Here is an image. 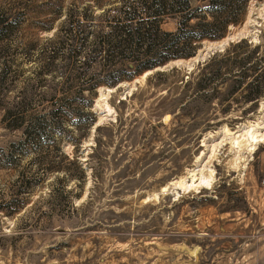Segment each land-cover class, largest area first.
Here are the masks:
<instances>
[{
	"label": "rangeland",
	"instance_id": "1",
	"mask_svg": "<svg viewBox=\"0 0 264 264\" xmlns=\"http://www.w3.org/2000/svg\"><path fill=\"white\" fill-rule=\"evenodd\" d=\"M83 2L0 0V264H264V141L253 150L250 137L264 134V92L224 99L231 76L209 92L196 84L229 43L247 40L240 56L264 48V0H249L226 32L239 38L203 58L226 34L99 85L96 119L79 127L69 95L52 104L31 77L33 54ZM53 106L69 113L67 133L53 129ZM35 118L51 140L31 141Z\"/></svg>",
	"mask_w": 264,
	"mask_h": 264
},
{
	"label": "trees",
	"instance_id": "2",
	"mask_svg": "<svg viewBox=\"0 0 264 264\" xmlns=\"http://www.w3.org/2000/svg\"><path fill=\"white\" fill-rule=\"evenodd\" d=\"M82 1L65 10L47 45L39 46L33 54L37 66L31 77V87L44 88L39 91L40 98L46 97L52 104L69 95L66 99L74 103L70 111L79 127L96 119L90 108L99 85L114 86L170 59L194 55L202 40L221 38L230 25L242 21L249 0ZM169 22L172 27L166 26ZM246 44L247 40L240 38L211 54L201 65L197 88L209 92L211 86L231 76L224 99L237 91L245 101L262 95L264 48L256 45L240 56L239 49ZM226 60L233 65L226 66ZM250 60H255L252 73L246 67ZM223 68L230 69V75L223 76ZM4 80L5 69L0 74V82ZM59 92L63 94L59 96ZM48 112L55 117V132L70 130L63 120V115L69 114L66 109L53 106ZM39 128L41 119L35 118L31 141L51 140V134L41 137Z\"/></svg>",
	"mask_w": 264,
	"mask_h": 264
},
{
	"label": "water",
	"instance_id": "3",
	"mask_svg": "<svg viewBox=\"0 0 264 264\" xmlns=\"http://www.w3.org/2000/svg\"><path fill=\"white\" fill-rule=\"evenodd\" d=\"M225 37V39H224ZM222 39L217 41V44H213L211 46H207L201 50H199V52L197 53V56L195 58L198 57H204V54H207L209 52H213L216 48H220L223 47V45L225 43L228 42V40H232L233 38H239V35H237V33L235 31H230L226 34V36H224ZM206 44V43H205ZM156 68H160V66H157Z\"/></svg>",
	"mask_w": 264,
	"mask_h": 264
},
{
	"label": "bare ground",
	"instance_id": "4",
	"mask_svg": "<svg viewBox=\"0 0 264 264\" xmlns=\"http://www.w3.org/2000/svg\"><path fill=\"white\" fill-rule=\"evenodd\" d=\"M146 75V73L143 75V76H145ZM250 131V130H249ZM248 131V132H249ZM250 137H251V139H252V141L254 142V147L252 148L253 150L254 149H256V147H255V145L258 143V142H263L264 141V134H257V133H255L254 131H252V129H251V131H250Z\"/></svg>",
	"mask_w": 264,
	"mask_h": 264
},
{
	"label": "built area",
	"instance_id": "5",
	"mask_svg": "<svg viewBox=\"0 0 264 264\" xmlns=\"http://www.w3.org/2000/svg\"><path fill=\"white\" fill-rule=\"evenodd\" d=\"M262 182L264 183V177L262 178Z\"/></svg>",
	"mask_w": 264,
	"mask_h": 264
}]
</instances>
